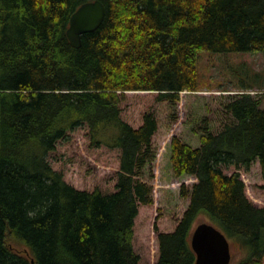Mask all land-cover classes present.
<instances>
[{
	"label": "trees",
	"instance_id": "16d2710c",
	"mask_svg": "<svg viewBox=\"0 0 264 264\" xmlns=\"http://www.w3.org/2000/svg\"><path fill=\"white\" fill-rule=\"evenodd\" d=\"M90 1L0 0V264H140L136 221L156 205L144 176L156 158L154 106L218 88L203 58L264 53V0H99L105 19L76 49L69 20ZM235 87L220 96L226 120L193 128L197 146L171 138V173L193 182L179 186L187 206L172 231L154 216L152 264H194L203 222L244 255L237 264H264V204L244 180L257 165L264 190V85ZM76 132L84 150L113 157L110 191L54 168L51 155Z\"/></svg>",
	"mask_w": 264,
	"mask_h": 264
},
{
	"label": "rangeland",
	"instance_id": "374dc122",
	"mask_svg": "<svg viewBox=\"0 0 264 264\" xmlns=\"http://www.w3.org/2000/svg\"><path fill=\"white\" fill-rule=\"evenodd\" d=\"M202 61L209 65L207 81L218 82L220 84L218 88L213 90L205 88L196 93L182 92L175 108L166 102H160L153 109L159 126L153 138V146L157 151L150 172L144 176L149 178L152 175L150 181L156 191L154 194L156 205L143 211L136 221L134 247L141 258L140 264H152L155 259L156 254L153 250L156 247V239L151 230L154 216L157 215L159 219L157 224L161 231H172L187 206L186 200L179 196V186L180 184L190 186L193 182L190 177L180 179L173 177L169 164L171 138L177 136L183 142L197 146L198 140L193 134V128L201 125L203 117L207 116L212 121V126H219L227 119L222 114L225 100L220 96L239 93L235 85L240 80L264 85V53L215 54L211 58H203ZM254 74H257L258 78H251ZM222 89L227 91L222 92ZM252 90L251 93L255 94L256 89ZM262 91L264 93V88ZM82 136L83 132L70 135L69 142L59 146L51 155L54 168L61 170L67 181L79 188L110 191L114 186L116 172L113 157L101 151L97 153L84 150ZM244 180L252 199L257 204H264V190L254 187L260 180L257 165L245 175ZM231 252L230 264H237L244 258L236 248L232 247Z\"/></svg>",
	"mask_w": 264,
	"mask_h": 264
},
{
	"label": "water",
	"instance_id": "95a60500",
	"mask_svg": "<svg viewBox=\"0 0 264 264\" xmlns=\"http://www.w3.org/2000/svg\"><path fill=\"white\" fill-rule=\"evenodd\" d=\"M106 9L99 0L79 6L71 15L66 36L73 48L81 47V37L94 32L103 23ZM191 248L195 254L194 264H230L231 246L226 236L212 224H197L191 234Z\"/></svg>",
	"mask_w": 264,
	"mask_h": 264
}]
</instances>
